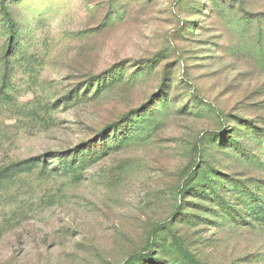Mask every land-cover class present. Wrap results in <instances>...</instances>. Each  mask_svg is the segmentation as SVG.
I'll list each match as a JSON object with an SVG mask.
<instances>
[{
    "label": "rangeland",
    "instance_id": "1",
    "mask_svg": "<svg viewBox=\"0 0 264 264\" xmlns=\"http://www.w3.org/2000/svg\"><path fill=\"white\" fill-rule=\"evenodd\" d=\"M0 264H264V0H0Z\"/></svg>",
    "mask_w": 264,
    "mask_h": 264
}]
</instances>
